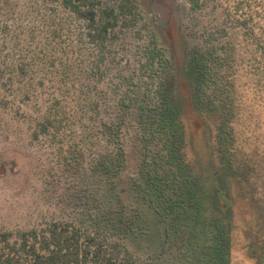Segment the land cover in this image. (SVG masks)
I'll use <instances>...</instances> for the list:
<instances>
[{"label": "trees", "instance_id": "16d2710c", "mask_svg": "<svg viewBox=\"0 0 264 264\" xmlns=\"http://www.w3.org/2000/svg\"><path fill=\"white\" fill-rule=\"evenodd\" d=\"M187 1L195 10L207 2ZM237 1L231 6L235 33L264 49V0ZM215 26L203 35L205 44L229 33L226 25ZM168 65L139 0H0V91H28L37 137L53 131L78 138L82 157L74 160L91 179L97 205L86 225L54 221L15 233L0 229V264H159L114 238L127 222L123 195L129 183L124 193L117 189L129 146L142 150L132 177L136 197L165 219L194 207L188 147L165 93ZM228 161L241 165L234 156ZM222 208L208 221L206 238L210 249L218 248L217 239L230 254L234 209Z\"/></svg>", "mask_w": 264, "mask_h": 264}, {"label": "rangeland", "instance_id": "374dc122", "mask_svg": "<svg viewBox=\"0 0 264 264\" xmlns=\"http://www.w3.org/2000/svg\"><path fill=\"white\" fill-rule=\"evenodd\" d=\"M239 2L207 0L195 10L187 0H139L169 60L165 93L181 125L197 191L189 214L165 219L132 192L142 150L128 147L117 189L124 193L129 183L123 195L127 222L114 239L139 258L159 264H264V49L235 33L231 6ZM217 24L229 33L205 44L203 35ZM27 94L0 91V229L15 233L54 221L86 225L97 205L91 179L83 178L75 162L82 157L78 138L53 131L37 137ZM233 143L235 150L227 153L224 147ZM232 156L241 165L231 166ZM85 157L92 159L87 151ZM224 203L234 209L230 254L217 239L219 249H210L206 238L208 221Z\"/></svg>", "mask_w": 264, "mask_h": 264}]
</instances>
